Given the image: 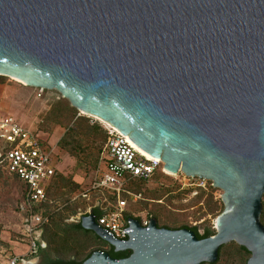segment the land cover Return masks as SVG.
<instances>
[{"label":"water","instance_id":"water-1","mask_svg":"<svg viewBox=\"0 0 264 264\" xmlns=\"http://www.w3.org/2000/svg\"><path fill=\"white\" fill-rule=\"evenodd\" d=\"M0 75L58 90L164 169L223 190L215 234L143 226L82 264H201L231 242L264 264V0H0Z\"/></svg>","mask_w":264,"mask_h":264},{"label":"rangeland","instance_id":"rangeland-1","mask_svg":"<svg viewBox=\"0 0 264 264\" xmlns=\"http://www.w3.org/2000/svg\"><path fill=\"white\" fill-rule=\"evenodd\" d=\"M58 104L61 107L57 109V112H66L68 108L74 107L67 98L63 97L54 88L31 86L15 78L0 75V112L3 115L12 116L25 129L33 131L49 150L53 151L52 154L58 174L72 177L74 181L80 184L79 189L86 188L95 176L98 163L93 169L84 170L78 168L76 166V158L70 156L60 147L58 141L66 131V124H62L59 121L62 112L55 117L53 114L49 116L51 109H54L53 107ZM77 115L85 116L92 122H98L104 128L108 126L104 120L96 116L80 113L79 111ZM62 121H65V123L69 122L66 118L62 119ZM72 123L73 121L70 124ZM45 126H49V130H45L43 128ZM0 168L5 173L0 178V224L2 225L0 232V260H2L9 255H22V253H26L28 245L21 242L22 240L19 236V232L21 231V214L17 206L22 191L21 183L15 180L12 177L13 175L5 168ZM142 181L144 182L140 193L142 197L136 201L133 199L128 200L125 209L126 214L127 212L131 213L137 219H141L142 217L151 219V211L160 207L164 211L163 213H169L172 219L169 221L174 225L197 226L200 232H203L207 226L215 229L217 211L209 212V205L221 198L223 190L215 187L211 180L200 177H189L182 171H179L174 175L158 172L149 180ZM171 186H179V188L170 192L163 200L155 201L145 197L144 192L146 190ZM211 187H214V189H211ZM199 188H203L204 191L199 190ZM132 191L137 193L135 188ZM76 192L78 190L70 194L65 202H71L70 198ZM110 200L115 204V199ZM53 202V207L55 208L57 203L62 204L63 200H53ZM71 204L78 206V213L76 216H71L68 219L70 222L78 220L77 215L80 212H84L86 207L88 209L87 201H74ZM163 221L164 219L161 222ZM104 241L107 245H111L108 241ZM233 251V247L229 246L225 249L223 257L219 262L205 264H231V257L234 258ZM41 260L42 256L39 255L38 258L33 260L32 264H40Z\"/></svg>","mask_w":264,"mask_h":264},{"label":"built area","instance_id":"built-area-1","mask_svg":"<svg viewBox=\"0 0 264 264\" xmlns=\"http://www.w3.org/2000/svg\"><path fill=\"white\" fill-rule=\"evenodd\" d=\"M105 128L108 135L99 155L95 176L70 201L82 198L88 203V209L80 212L78 219L82 214L93 213V208L102 210L103 213L96 217L97 223L113 237L125 240L129 237L126 230L130 227L129 218H134L125 212L128 200L136 201L142 197L132 191L129 184L135 179L149 180L159 169L167 172L162 160L145 154L128 135L113 125ZM52 152L33 131L25 129L12 116L0 112V167L18 176L25 184L26 190L20 202L19 236L21 242L28 245L26 253L9 255L0 260V264H32L39 257L40 246H46L44 228L50 222L52 211L61 207L57 204L54 208V202L47 196V187L57 173ZM107 193L115 196V204ZM139 220L143 226L150 222L148 217Z\"/></svg>","mask_w":264,"mask_h":264},{"label":"trees","instance_id":"trees-1","mask_svg":"<svg viewBox=\"0 0 264 264\" xmlns=\"http://www.w3.org/2000/svg\"><path fill=\"white\" fill-rule=\"evenodd\" d=\"M61 106L59 104L51 109L54 117L61 112H57ZM78 110L75 107H70L66 112L60 114V123L66 124V131L58 141L60 147L65 150L70 156L76 158V166L81 169H93L96 167L99 159V155L103 149V146L107 139V130L98 122H92L89 118L77 115ZM69 122L62 121V119ZM73 121L72 124H70ZM56 122V119H55ZM45 130H49V126L43 127ZM163 172L162 170H157ZM165 173V172H164ZM5 173L0 168V178ZM13 178L21 183L22 191L18 202L17 209L20 211V202L25 193L26 187L24 182L16 175L12 174ZM11 176V175H10ZM142 185L144 182L140 179H135L129 184V188H134L137 193H141ZM136 186V187H135ZM80 184L73 180L72 177L64 176L63 174L54 175L51 182L47 187V196L49 200H63L61 207L52 211L50 222L45 226L43 232V239L46 242V246H40L38 256H42L40 264H82L95 250H105L115 258L127 257L131 254V250L115 251L112 245H107L105 241L90 229H86L82 226L81 219L68 221L71 216H76L78 206L72 205L71 202H65L68 196L74 191L79 190ZM179 186L160 187L149 189L144 192L145 197L150 200L160 201L165 199L168 194ZM214 189V187H211ZM199 190L204 191L203 188ZM110 199H115L112 193H107ZM125 196V195H124ZM71 199V198H70ZM75 201H85L79 198ZM112 203V202H111ZM159 203V202H157ZM58 204V203H57ZM263 209L261 213V221L264 224V195L262 199ZM88 206V205H87ZM224 203L219 198L215 203L209 205V212L217 211L216 217L222 212ZM87 210V207L84 211ZM164 211L158 207L151 211L152 218L157 220V224L160 227H167L171 229L188 228L193 230L199 238H205L215 234L216 230L207 226L203 232L198 230L197 226H189L185 224L174 225L169 213H163ZM93 213L98 218L103 211L98 208H93ZM128 217H133L131 213L127 212ZM162 219H164L163 222ZM174 219V218H173ZM173 222V221H172ZM2 225L0 224V232ZM229 246L233 247L234 258L231 257V264H247V260L250 257V251L242 245L236 242L224 244L219 248L218 258L214 263L220 261L223 257L225 249ZM209 262H202L205 264Z\"/></svg>","mask_w":264,"mask_h":264},{"label":"bare ground","instance_id":"bare-ground-1","mask_svg":"<svg viewBox=\"0 0 264 264\" xmlns=\"http://www.w3.org/2000/svg\"><path fill=\"white\" fill-rule=\"evenodd\" d=\"M16 80H19V81H21L22 83H24V84H26L25 82H23L22 80H20V79H17V78H15ZM104 122H106V121H104ZM107 123V125L108 126H110L111 124L110 123H108V122H106ZM132 141V140H131ZM133 142V141H132ZM133 144L137 147V148H139L141 151H143L145 154H147L148 156H150V157H154V156H152L151 155V153H149L148 151H146L145 149H143V148H141L140 146H138L135 142H133ZM154 158H157V157H154ZM157 159H160V158H157ZM161 160V159H160ZM164 167V166H163ZM165 171L168 173V174H172V175H174L175 173H172V172H170V171H168V170H166L165 169Z\"/></svg>","mask_w":264,"mask_h":264}]
</instances>
